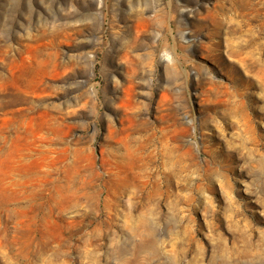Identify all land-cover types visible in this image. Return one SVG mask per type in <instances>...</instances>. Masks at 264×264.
Instances as JSON below:
<instances>
[{
    "label": "rangeland",
    "instance_id": "374dc122",
    "mask_svg": "<svg viewBox=\"0 0 264 264\" xmlns=\"http://www.w3.org/2000/svg\"><path fill=\"white\" fill-rule=\"evenodd\" d=\"M102 1L0 0V264H264V0Z\"/></svg>",
    "mask_w": 264,
    "mask_h": 264
},
{
    "label": "bare ground",
    "instance_id": "6f19581e",
    "mask_svg": "<svg viewBox=\"0 0 264 264\" xmlns=\"http://www.w3.org/2000/svg\"><path fill=\"white\" fill-rule=\"evenodd\" d=\"M143 1V0H142ZM102 7L103 8H105V6H106V4H107V0H103L102 1ZM138 17L137 18H135L136 19V22L137 23H142V22H144V23H150V20H148V19H146V18H143L141 15H137ZM133 27H131V32L134 30V25H132ZM133 42L131 41L122 51H120V53L118 54L120 57H122L123 59H127V61H129V62H132L133 61V59H132V56H131V54H130V50L132 49V47H133Z\"/></svg>",
    "mask_w": 264,
    "mask_h": 264
}]
</instances>
